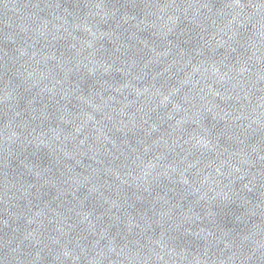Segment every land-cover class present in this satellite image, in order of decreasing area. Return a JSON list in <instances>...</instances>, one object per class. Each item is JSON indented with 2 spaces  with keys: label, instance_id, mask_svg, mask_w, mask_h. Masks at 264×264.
<instances>
[{
  "label": "water",
  "instance_id": "95a60500",
  "mask_svg": "<svg viewBox=\"0 0 264 264\" xmlns=\"http://www.w3.org/2000/svg\"><path fill=\"white\" fill-rule=\"evenodd\" d=\"M0 264H264V0H0Z\"/></svg>",
  "mask_w": 264,
  "mask_h": 264
}]
</instances>
